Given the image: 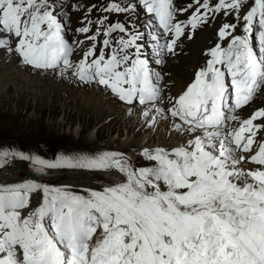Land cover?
I'll return each instance as SVG.
<instances>
[{
    "label": "snow or ice",
    "instance_id": "snow-or-ice-1",
    "mask_svg": "<svg viewBox=\"0 0 264 264\" xmlns=\"http://www.w3.org/2000/svg\"><path fill=\"white\" fill-rule=\"evenodd\" d=\"M144 3L162 35L172 37L161 45L152 35L157 56L174 54L189 26L194 32L219 13L245 22L244 35L236 34L235 22L222 24L218 36L227 46L210 50L207 66L167 108L160 107V74L140 58L139 33L122 23L105 27L107 16L93 31L92 5L84 26L75 29L84 40L69 42L56 0H0V52L38 70L71 71L122 102L138 101L149 126L170 117L177 132L192 136L170 150L142 149L150 164L144 167L121 153L47 161L0 149V159L12 156L49 170H115L123 177L100 190L84 189L86 195L32 181L0 185V264H264V108L247 118L239 112L264 92V0H191L181 8L172 0ZM131 9L112 2L103 10ZM189 11L186 24L174 22L176 12ZM116 31L122 35L113 40ZM85 42L74 63L76 47ZM249 164L255 167L245 168ZM33 195L39 197L35 207Z\"/></svg>",
    "mask_w": 264,
    "mask_h": 264
},
{
    "label": "bare ground",
    "instance_id": "bare-ground-1",
    "mask_svg": "<svg viewBox=\"0 0 264 264\" xmlns=\"http://www.w3.org/2000/svg\"><path fill=\"white\" fill-rule=\"evenodd\" d=\"M80 1L85 4H90L92 2V0ZM173 1L177 2L176 4L172 2L174 8L185 7L191 2V0ZM56 3L57 7H59V10L62 12H58V15L62 17V14L65 13L64 7L66 8V3L62 2L64 7H61V0H56ZM122 3L124 5L131 4L132 8H134L135 0H123ZM246 10L247 6L242 9V11ZM188 13L189 12H176L175 17L178 19L186 18ZM123 15L126 18L124 21L127 24L123 23V21L122 23L126 25L128 29L130 27L129 30L131 32L139 33L143 37L137 41V43L141 46L140 58L148 62L149 69L154 74H160V77L163 80L162 85L165 87L161 94L166 92L167 94L171 95L179 93L194 81L195 73L207 66L206 59L209 57L210 50L215 47L217 43L221 44L222 47L226 45V43L220 41V39L216 36V33L223 23L235 22L238 25L236 34L243 33V24L245 23L243 19L234 21L232 16L225 17L222 13H219L212 23L203 25L202 28L194 31L192 39H188L187 37L179 40V47L177 48L179 52L177 54L161 52L160 55L157 56L156 43L153 44L155 41H153L151 37L153 34L159 35V33L152 24L150 18L148 16H144L140 10L133 9L125 12ZM71 17V20L76 24L74 25L76 26V29L79 27L78 20L81 19V14L74 12L71 14ZM140 20H143V23H140ZM64 21L68 25V20L66 21V19H64ZM73 29L74 28H72V30ZM75 33L77 32L75 31ZM75 33L71 34L75 35ZM81 37L82 35L78 33L76 39L78 40ZM66 39H70V35L68 38L66 37ZM84 47L85 44L83 45V48ZM81 51L82 48H80L76 54H73L72 58L75 59L76 57L77 59L75 60H79L81 57ZM157 60L161 62L156 63ZM157 65L161 66L162 73L159 72L160 68H157ZM69 73L70 75L67 71H62L61 69H55L46 72L35 71L25 67L15 55L7 52H0L1 95L7 96L6 92L10 87L24 91L26 90L28 95H35L38 97L37 99H42L43 97L51 104L63 103L64 107H69L72 111H78L79 113H90L92 114V120L94 122L102 123V126L105 128L116 125L119 123V120H121L126 115L128 117L138 118L134 128H139L141 126L139 124L140 122L148 124L142 116V111L145 106L138 104H121L112 96H110L105 90H100L90 84L84 85L80 82H77L73 79L70 71ZM49 89L53 90L55 94L47 92ZM18 97H21V95ZM160 107L166 108L164 103H162ZM258 108H264V92H261V94L253 99V101L248 106H245L243 109L239 110V112L242 117L247 118ZM107 117L109 119L104 122L105 118ZM134 128L131 130L133 131ZM152 128L158 132L159 146L164 145V138L162 137L163 133H168L172 136V139L175 140V142L171 143L173 146L187 144L192 138L191 134L177 132L172 127V119L170 117L167 120H159L156 124L152 125ZM139 134V132L134 133V138L127 143V149L134 148L135 150H139L142 148L136 144ZM260 135L264 136V132H262ZM178 137L179 139L177 140ZM252 167L253 166L250 164L245 165V168Z\"/></svg>",
    "mask_w": 264,
    "mask_h": 264
},
{
    "label": "rangeland",
    "instance_id": "rangeland-1",
    "mask_svg": "<svg viewBox=\"0 0 264 264\" xmlns=\"http://www.w3.org/2000/svg\"><path fill=\"white\" fill-rule=\"evenodd\" d=\"M77 1L81 2L80 0ZM94 1L98 6L97 12H99V7L103 5V0ZM94 1L92 0L91 4ZM62 2L66 3V8L63 6L65 13L62 14V18L66 19V21L68 20V25L64 32L65 37L68 38L71 32L75 33L74 29L76 26L74 25L76 24L71 20V14L74 11L69 10L66 0H62ZM172 2L177 3L173 0ZM57 8L59 9V7ZM133 10L139 9L134 6ZM59 12L61 11L59 10ZM123 14L120 17L121 22L123 21V23L127 24L124 21L126 18ZM139 22L143 23V20ZM72 28H74V31ZM75 59L77 58L75 57ZM157 68H160V71H158L162 73L161 66L157 65ZM67 72L70 75L69 71ZM162 84L163 80L160 79L158 86L161 88V86H164ZM47 92L55 94L50 89ZM6 93L7 96L0 93V149L2 150L13 149L5 144H17L21 151L26 152L27 156H39L48 160L55 155L73 159L75 157L97 156L98 153L96 152L101 150V148H109L126 152L127 161L134 167H139L140 165L150 166L149 162L141 155L142 149L164 147L170 150L176 147V145L173 146L171 144L175 140L168 133L162 134L164 145L159 146L158 132L152 126H149V124L140 122L141 128H134L138 118L126 115L116 125L105 128L102 126V123L92 120V114L72 111L71 108L64 107L63 103L51 104L43 97L42 99H37L38 97L35 95H28L26 90L11 87L8 88ZM19 95L21 97H18ZM108 119V117L105 118L104 122ZM132 128H134L133 131L131 130ZM135 132L140 133L136 144L142 148L139 150H135L134 148L127 149V143L134 138ZM9 162H12V164L0 169V182L20 180L21 177L26 178L24 161L12 158ZM41 178L43 179L41 182L44 185L67 186L69 190L77 191L81 194L86 193L84 189L99 190L105 185L117 183L123 179L121 174L115 170L85 171L79 169H51Z\"/></svg>",
    "mask_w": 264,
    "mask_h": 264
},
{
    "label": "water",
    "instance_id": "water-1",
    "mask_svg": "<svg viewBox=\"0 0 264 264\" xmlns=\"http://www.w3.org/2000/svg\"><path fill=\"white\" fill-rule=\"evenodd\" d=\"M27 175L31 176V177L34 176L33 173H31V172H28Z\"/></svg>",
    "mask_w": 264,
    "mask_h": 264
}]
</instances>
